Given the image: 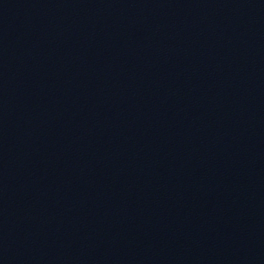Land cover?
Masks as SVG:
<instances>
[{
    "label": "water",
    "instance_id": "obj_1",
    "mask_svg": "<svg viewBox=\"0 0 264 264\" xmlns=\"http://www.w3.org/2000/svg\"><path fill=\"white\" fill-rule=\"evenodd\" d=\"M0 264H264V0H0Z\"/></svg>",
    "mask_w": 264,
    "mask_h": 264
}]
</instances>
